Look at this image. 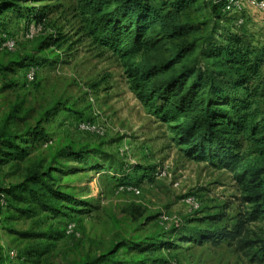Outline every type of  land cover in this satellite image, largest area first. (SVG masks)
Listing matches in <instances>:
<instances>
[{
	"label": "rangeland",
	"instance_id": "1",
	"mask_svg": "<svg viewBox=\"0 0 264 264\" xmlns=\"http://www.w3.org/2000/svg\"><path fill=\"white\" fill-rule=\"evenodd\" d=\"M15 1L42 12L45 21L39 34L27 40L25 20H8L7 32L16 44L13 51L0 48V68L27 57L38 59L39 67L29 70L33 80L27 79L25 68L0 74V130L21 134L47 112L57 111L43 123L49 143L27 162L1 167L0 187L21 184L31 164L43 160L46 165L66 147L76 151L86 147L95 155L100 151L107 160L88 158L94 165L82 169L74 162L59 161L69 167L68 174L59 175L61 186L89 202L88 215L53 218L38 210L24 215L0 204V264H81L107 254L121 240L169 236L176 228L182 232L212 229L207 220L212 216H224L218 226L231 228L243 218L248 206L241 202V189L232 174L184 157L168 127L150 116L130 91L119 60L80 33L73 0ZM240 4L241 29L264 44V12L249 0ZM61 37L64 43L58 49ZM49 38L55 45L41 49L42 44L50 45ZM16 109L19 113L13 117ZM81 122L95 123L106 134L82 132ZM139 168L137 175L134 171ZM144 172L150 179L136 183ZM124 174L131 175L139 195L117 187ZM188 198L194 199V206L186 203ZM69 224L75 228L67 235ZM247 230L250 240H264V221L249 223ZM181 238L171 242L174 247L169 251L147 256L148 264L159 260L264 264L251 261L248 251H238L227 242L214 246Z\"/></svg>",
	"mask_w": 264,
	"mask_h": 264
},
{
	"label": "trees",
	"instance_id": "2",
	"mask_svg": "<svg viewBox=\"0 0 264 264\" xmlns=\"http://www.w3.org/2000/svg\"><path fill=\"white\" fill-rule=\"evenodd\" d=\"M73 1L80 33L119 60L130 91L150 116L168 127L184 157L231 173L241 189V202L248 206L231 228L218 226L224 216H212L207 219L212 229L176 228L169 236L121 240L107 254L81 264H148L147 256L169 251L179 236L197 244L227 242L238 251H248L251 261L264 262V240H250L247 232L249 223L264 221V44L241 29L242 11L226 10L230 0ZM11 18L24 19L26 29L45 21L42 12L23 8L15 0H0V48L11 38L7 32ZM48 40L50 45L42 44L41 49L55 45L53 38ZM38 61L35 57L13 61L2 66L0 74L24 68L27 74L38 69ZM56 111L47 112L21 134L0 130V168L27 162L49 143L43 123ZM15 113L19 110L13 117ZM103 155L86 147L63 148L46 165L43 160L31 164L21 184L0 187V198L5 207L24 215L36 210L53 218L88 215L89 202L61 186L59 175L68 174L69 167L59 161L74 162L82 169L94 165L88 158L100 156L106 161ZM141 179L150 176L144 172L136 183ZM126 186L138 188L130 174L117 185Z\"/></svg>",
	"mask_w": 264,
	"mask_h": 264
},
{
	"label": "built area",
	"instance_id": "3",
	"mask_svg": "<svg viewBox=\"0 0 264 264\" xmlns=\"http://www.w3.org/2000/svg\"><path fill=\"white\" fill-rule=\"evenodd\" d=\"M249 1L252 2L253 4H255L259 10L264 12V0H260V1L249 0ZM240 5H241L240 0H230L227 7H226V10L230 11L232 14L238 13V11L241 12ZM241 24H242V20H239L238 25H241ZM40 30H41V28L39 27V25L32 24L27 28V30L24 34V37L27 40H33L39 34ZM15 44H16L15 41L12 38L8 37V38H6V41L3 43L2 48L7 50V51H13L15 48ZM26 76H27L28 80H33V78H34L33 71H29ZM78 128L82 132L95 133L98 136H104L106 134L105 129L97 126L95 123H92V122H81V123H79ZM120 188L122 190L129 191L134 195L140 194V191L138 188H133L131 186L120 187ZM185 201L188 205L194 206V199L188 198ZM0 204L2 206H5V202H4V199L2 197L0 198ZM74 228H75L74 224H69L66 227V234L67 235L72 234L74 231Z\"/></svg>",
	"mask_w": 264,
	"mask_h": 264
}]
</instances>
